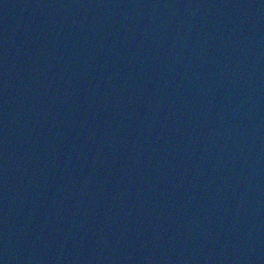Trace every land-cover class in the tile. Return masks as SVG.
<instances>
[{"label":"water","instance_id":"95a60500","mask_svg":"<svg viewBox=\"0 0 264 264\" xmlns=\"http://www.w3.org/2000/svg\"><path fill=\"white\" fill-rule=\"evenodd\" d=\"M0 264H264V0H0Z\"/></svg>","mask_w":264,"mask_h":264}]
</instances>
